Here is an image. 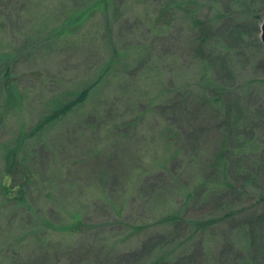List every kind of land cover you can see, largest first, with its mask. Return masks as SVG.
I'll return each instance as SVG.
<instances>
[{
  "label": "rangeland",
  "instance_id": "374dc122",
  "mask_svg": "<svg viewBox=\"0 0 264 264\" xmlns=\"http://www.w3.org/2000/svg\"><path fill=\"white\" fill-rule=\"evenodd\" d=\"M107 2L0 0V65L8 61L11 72L10 79L0 74V170L3 154L16 150L31 171L29 202L54 209L57 225L81 213L91 224L85 234L41 230L34 235L32 206L0 209V264L14 259L30 264H132L149 247L119 263L93 261L91 250L100 246L95 249L104 252L105 242L123 237L128 230L120 221L138 224L141 215L157 219L165 206L180 199L184 184L177 185L170 174L189 157L194 140L199 137L204 145L205 128L213 146L219 143L214 135L220 128L217 135L223 131L230 137L234 166L244 162L261 171L264 44L259 33L264 0ZM185 8L198 9L214 24L211 51H205V127L189 133L180 130L182 109L175 100L186 94L194 99L189 76L201 61L188 47L191 27L183 19ZM99 78L83 105L46 120L55 103ZM7 91L14 94L10 103ZM168 175L171 180L162 189ZM261 176L251 191L264 189ZM194 178L192 174L187 182ZM156 188L162 189L159 195ZM254 198L244 200L246 209L238 214L247 232L254 217L264 212V203L256 204ZM213 199L205 201V213L212 211ZM236 227L224 223L192 239L185 250L193 257L181 264H207L204 255L206 259L223 250L227 239L241 252ZM24 237L47 238L51 244L44 251V246L12 250L6 245ZM242 250L247 253L243 243Z\"/></svg>",
  "mask_w": 264,
  "mask_h": 264
},
{
  "label": "trees",
  "instance_id": "16d2710c",
  "mask_svg": "<svg viewBox=\"0 0 264 264\" xmlns=\"http://www.w3.org/2000/svg\"><path fill=\"white\" fill-rule=\"evenodd\" d=\"M96 1L102 2L103 6L108 4L107 0ZM183 14V19L188 21L191 27L188 47L193 50L194 56L201 61L199 63L200 68L196 69L192 76H189V78L192 77L191 84L193 85L190 94L194 99L190 100L186 94L179 101L175 100L177 101V108L181 107L182 109V111H179L182 114L180 116V130L185 129V132L189 133L201 131L205 127V51L207 53L211 51L208 46L210 40L212 42L213 39L211 38V32H213L214 24L209 17L205 18L199 15L198 9L185 8ZM253 17L259 18L258 15L254 14ZM262 19L260 17V22ZM7 56L12 61L11 56ZM2 58L5 59V55ZM114 60V58L110 59L105 69ZM8 68H10L8 61H3L0 65V74L5 79H10L11 72ZM100 80L101 78L90 85L86 84L78 88L70 97L55 103L46 120L51 121L67 115L83 105L90 98L92 89L99 84ZM7 93L6 101L10 103L14 94L9 91ZM174 105L175 102L171 107L173 108ZM203 112L204 114H202ZM207 125L208 120H206ZM220 130L217 134H219ZM224 132L227 133L226 131ZM207 134L209 137V127L205 128L203 133L204 145L202 147L199 145L201 138L199 139L198 137L194 140L191 144L192 149L188 153L189 157H184L181 164L178 162V171L175 175L170 174V177L177 185L184 184L179 190L180 199L174 205L165 206L166 210L162 209L163 211L157 219L153 220L151 215L145 218L141 215L140 219L142 221L138 224L132 225V222L123 224L120 221L123 226L127 227L128 231L121 238L110 239V244L108 243L109 240L105 242L104 248L106 250L104 252L98 253L97 249H95L100 246L93 247L91 250L93 261L96 258H101L104 263H119L140 254L141 250L144 249L143 247L146 246L149 247V250L144 255H139L138 259L132 261V264H181L187 258L193 257L192 253L185 250L192 239L217 225L234 223L241 232V237L237 238L241 252L233 250L235 249L233 247L235 242L227 239L223 250L220 249L218 252L209 253L213 257L209 255L206 259L204 255L203 260L207 264L211 262L214 264H262L264 262V212L256 215L258 219L254 217L255 223L248 232L244 228L246 223L238 219V214L246 209L244 203H242L244 200L256 197V199L254 198L256 204L264 203V189L257 188L260 192L251 191L250 189V185L259 179L258 176L261 173L263 175L261 178L263 179L264 177V158L260 160V164H262L260 173H257L258 170L249 168L244 162H241L236 167L233 165V149L229 147L230 137L225 136L227 134H224L223 131L221 135L215 134L214 136L219 143L217 142L213 146L209 143V140L207 142L205 138ZM185 145H181V147L184 148ZM7 151L3 154V163L0 170V199L2 202L0 209L5 207L22 209L32 206L33 215L36 218L35 227L33 228L34 235L41 230L43 232H84L85 234L91 224L85 221L83 213L77 216L74 215L57 225V221L53 220V217L56 218L54 209L47 205L44 208L29 202L30 195L33 192L31 190L33 180H31L29 166L26 160L19 158L16 150L15 153ZM206 151L212 153L207 152L205 154ZM170 158L169 161L171 160ZM192 174L193 177H196L194 178L196 180L187 182V179ZM170 177L169 175L164 176L165 181L161 184L162 189L167 181L171 180L169 179ZM162 189L156 188L154 194L157 193L159 195ZM226 192H231L233 195H226ZM212 195L214 196L212 211L205 213V201H208ZM122 210L120 209L118 212L120 219H122L120 216ZM24 239V241L16 243L7 241L6 245L10 246L12 250L24 246H26L24 250L34 246H44L43 248L41 247V251H44L45 247L51 244L47 238L43 237H32L30 239L24 237ZM242 243L247 253H243ZM138 244L141 246L140 248H138ZM121 245L123 248L117 250L116 248ZM225 250H228V253ZM202 251H204V254L205 252L207 253L205 246L202 247ZM9 264H30V262L14 259Z\"/></svg>",
  "mask_w": 264,
  "mask_h": 264
},
{
  "label": "water",
  "instance_id": "95a60500",
  "mask_svg": "<svg viewBox=\"0 0 264 264\" xmlns=\"http://www.w3.org/2000/svg\"><path fill=\"white\" fill-rule=\"evenodd\" d=\"M259 36H260L261 42L264 44V19L260 23V33H259Z\"/></svg>",
  "mask_w": 264,
  "mask_h": 264
}]
</instances>
